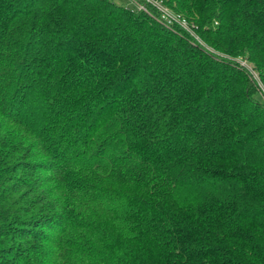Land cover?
I'll list each match as a JSON object with an SVG mask.
<instances>
[{
	"label": "trees",
	"instance_id": "obj_1",
	"mask_svg": "<svg viewBox=\"0 0 264 264\" xmlns=\"http://www.w3.org/2000/svg\"><path fill=\"white\" fill-rule=\"evenodd\" d=\"M264 86V0H164ZM0 264H264L249 72L113 0H0Z\"/></svg>",
	"mask_w": 264,
	"mask_h": 264
},
{
	"label": "built area",
	"instance_id": "obj_2",
	"mask_svg": "<svg viewBox=\"0 0 264 264\" xmlns=\"http://www.w3.org/2000/svg\"><path fill=\"white\" fill-rule=\"evenodd\" d=\"M132 13H143L149 16L153 21L160 24L163 28L172 32L183 33L190 38V41L200 46L205 51L216 55L220 58H225L236 62L241 68L247 70L256 84L258 96L260 101L264 104V86L261 83L258 74L250 67L245 60L233 59L216 53L208 47L196 34L195 29L182 17L174 13L166 4L164 0H126Z\"/></svg>",
	"mask_w": 264,
	"mask_h": 264
},
{
	"label": "rangeland",
	"instance_id": "obj_3",
	"mask_svg": "<svg viewBox=\"0 0 264 264\" xmlns=\"http://www.w3.org/2000/svg\"><path fill=\"white\" fill-rule=\"evenodd\" d=\"M113 2L116 3L119 6L129 7V5L127 4L126 0H113Z\"/></svg>",
	"mask_w": 264,
	"mask_h": 264
}]
</instances>
